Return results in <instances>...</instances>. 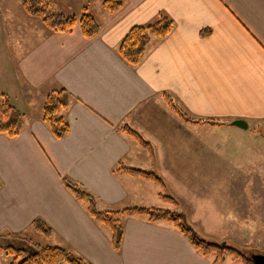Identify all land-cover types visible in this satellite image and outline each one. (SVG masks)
Masks as SVG:
<instances>
[{
    "label": "crops",
    "instance_id": "crops-1",
    "mask_svg": "<svg viewBox=\"0 0 264 264\" xmlns=\"http://www.w3.org/2000/svg\"><path fill=\"white\" fill-rule=\"evenodd\" d=\"M49 1L66 15L78 7L89 12L92 2ZM122 1L117 13L92 14L101 31L91 39L77 25L67 33L40 31L34 41L29 36L37 26L30 32L14 22L27 47L15 52V80L7 87L24 128L14 138L0 135V235L31 234L41 219L53 234L37 232L38 244L68 249L92 264H212L172 224L142 216L123 218L116 251L108 230L63 179L94 195L102 211L176 210L179 202L162 199L157 183L114 171L123 163L154 172L175 186L170 196L182 199L194 168L234 166L244 148L264 159V0ZM161 16L174 21V30L152 42L139 66H130L119 54L122 40L135 25ZM60 89L72 95L63 113L70 131L56 138L43 115L48 96ZM165 93L189 120L170 108ZM237 120L248 128L233 125ZM125 125L154 153L123 131ZM242 137L246 144L238 146ZM224 264L241 263L227 257Z\"/></svg>",
    "mask_w": 264,
    "mask_h": 264
},
{
    "label": "trees",
    "instance_id": "trees-1",
    "mask_svg": "<svg viewBox=\"0 0 264 264\" xmlns=\"http://www.w3.org/2000/svg\"><path fill=\"white\" fill-rule=\"evenodd\" d=\"M22 6L29 16L40 18L46 28L53 33H67L79 25L84 36L91 39L97 37L101 31L100 24L87 9L78 18L75 15H66L56 11L49 0H22ZM103 7L110 13H117L124 7V2L122 0H104ZM174 27V21L167 16H161L157 22L149 25H135L120 44V56L130 66H139L143 62L152 42L166 39L174 30ZM164 98L172 110L176 111L182 118L189 120V117L179 107L173 96L165 93ZM71 99L72 95L70 92L66 89H60L52 92L44 105L43 120L50 126L56 138H63L70 131V126L63 113L68 109ZM206 122L219 125L226 124L213 120H206ZM23 128V113L12 106L7 96L0 90V135L14 138L22 132ZM122 130L133 135L140 145L148 149L151 154L154 153L152 144L137 131L127 125ZM114 172L128 173L132 176L150 179L162 188V199L175 201L174 197L164 193L167 187L166 182L154 172L128 167L123 163ZM63 182L76 199L87 206L91 217L108 230L116 251H121L124 240L125 226L123 218L142 216L147 218L151 223L166 222L172 224L176 230L189 238L199 253L206 258L212 259V264H224L229 254L234 257L235 261L241 264H255L251 259V254L256 252H243L227 244L225 241L218 243L202 237L188 222L183 212L164 208L137 206L117 211H102L98 206L96 197L83 186L67 178H64ZM33 228L45 237H51L53 234L52 228L41 219L33 222ZM0 253L5 257L4 264H92L84 258L76 256L68 249L42 246L20 234L0 235Z\"/></svg>",
    "mask_w": 264,
    "mask_h": 264
},
{
    "label": "rangeland",
    "instance_id": "rangeland-1",
    "mask_svg": "<svg viewBox=\"0 0 264 264\" xmlns=\"http://www.w3.org/2000/svg\"><path fill=\"white\" fill-rule=\"evenodd\" d=\"M103 1L92 0L87 4L89 13L100 19V13L104 11ZM65 3L69 5V0ZM74 12L78 18L84 14L79 7ZM15 21L22 25L20 30L25 27L31 32L32 24L37 26L38 33L29 36L34 41L41 35L40 31H47V28L40 18L25 12L22 0H0V90L10 104L19 109L7 87L15 80V52L27 47L20 45V38L24 36L15 31ZM242 144H246L243 137L238 146ZM247 150L236 152L234 166L226 167L224 163L220 168H194L192 176L182 187V199L174 197V202H179L181 207L176 210L186 215L202 237L218 243L225 241L243 252L264 254V159H255L258 153ZM165 190L172 196L177 192L172 183ZM25 236L37 244L41 242L33 229ZM227 257L233 256L229 254ZM0 260L5 263L1 253Z\"/></svg>",
    "mask_w": 264,
    "mask_h": 264
},
{
    "label": "water",
    "instance_id": "water-1",
    "mask_svg": "<svg viewBox=\"0 0 264 264\" xmlns=\"http://www.w3.org/2000/svg\"><path fill=\"white\" fill-rule=\"evenodd\" d=\"M233 125L248 128V124L244 120H237L232 123ZM251 259L255 264H264V254L262 253H253L251 254Z\"/></svg>",
    "mask_w": 264,
    "mask_h": 264
}]
</instances>
